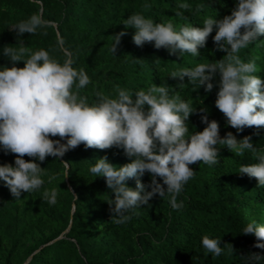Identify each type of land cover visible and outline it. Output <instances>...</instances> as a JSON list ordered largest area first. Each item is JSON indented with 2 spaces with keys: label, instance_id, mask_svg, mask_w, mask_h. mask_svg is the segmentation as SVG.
Here are the masks:
<instances>
[{
  "label": "trees",
  "instance_id": "1",
  "mask_svg": "<svg viewBox=\"0 0 264 264\" xmlns=\"http://www.w3.org/2000/svg\"><path fill=\"white\" fill-rule=\"evenodd\" d=\"M179 3H188L192 8L181 10L183 15L177 17ZM237 3L238 0H0V69L11 66L9 58L3 55L4 48L21 44L33 52L48 51L61 65L70 58L72 67L77 71L83 69L90 78L91 82L79 90L89 105L97 102V92L116 98L117 85L133 94L147 92L153 84L166 85L170 96L178 93L196 109L186 121L190 134L203 131L207 125L201 116L207 115L209 121L218 122L221 138L228 132L238 141L251 136L257 149L256 153L245 150L238 157L226 146L217 144L216 165H190L195 175L177 197V203L183 202L181 209H172L168 196L160 198L157 194L148 205L138 209V216L123 225L111 222L114 193L108 189L105 178L89 171L105 156L116 167L130 163L134 158L127 157L123 149H86L81 144L61 158L36 160L46 173L39 191L22 192L21 200L16 201L0 181V264H256L247 257L251 253L264 256V249L253 246L257 242L254 235L242 233L249 223L264 225V186L257 187L254 177L238 174L241 165L255 164L258 155H264V128L246 127L238 132L227 124L226 117L215 107L219 74L212 81L211 92H205L204 86L193 90L187 77L182 82L170 77L178 68L210 64L226 55L214 44L215 27L205 47L198 49L200 54L194 57L156 49L154 42L137 46L133 41L135 29L124 25L130 15L141 14L154 23L171 21L176 31L183 26L202 28L209 17L222 19L230 15ZM144 4L151 8L142 11ZM198 4L205 5L199 13ZM37 13L55 27L38 29L34 35L24 33L17 41L16 32L10 29ZM43 31L48 34L42 35ZM121 32L125 35L113 53L115 36ZM59 39L64 41L62 48ZM239 55L244 62L255 59L258 71L254 75L264 80V36ZM16 66L23 67V61ZM256 132L260 134L255 135ZM15 158V154H5L0 146V166H14ZM62 162H68L69 168ZM53 174L57 179L48 183V176ZM140 179L147 185L152 177L145 173ZM157 182L162 184L159 177ZM125 183L135 190V178ZM45 188L58 190L56 205L50 206L43 200ZM205 235L220 240L224 250L220 256L206 254L201 242ZM231 246L234 253L229 255L227 249ZM258 264H264V259Z\"/></svg>",
  "mask_w": 264,
  "mask_h": 264
},
{
  "label": "clouds",
  "instance_id": "2",
  "mask_svg": "<svg viewBox=\"0 0 264 264\" xmlns=\"http://www.w3.org/2000/svg\"><path fill=\"white\" fill-rule=\"evenodd\" d=\"M204 7L203 4L196 5V12ZM150 8L149 4L141 5L142 11ZM191 8L188 3H179L175 15L180 17L183 15L181 10L190 11ZM124 25L135 29L133 41L137 46L154 42L156 49H167L173 55L179 51L181 56L189 53L194 57L200 54L198 49L205 47L215 27L214 44L226 55L210 64L178 68L170 73V77L179 78L181 82L187 77L193 90L204 86L205 92H211L212 81L219 74L215 107L226 117L227 124L238 132L246 127L264 128V80L254 75L258 71L255 59L244 62L239 55L242 49L264 36V0H238L230 15L222 19L209 17L203 21L202 28L183 26L176 31L171 21L154 23L141 14L130 15ZM48 27L55 25L37 13L10 30L16 32L19 41L24 33L34 35L38 29ZM47 34V31L42 32V35ZM123 35L125 32L115 36L113 53ZM58 43L62 48L64 41L59 39ZM3 55L9 58L11 66L0 69V146L5 154H15L16 158L14 166H0V181L16 201L21 200L22 192L39 191L45 183L42 177L46 173L36 160L44 162L49 156L61 158L81 144L86 149L116 147L134 159L116 167L105 156L89 171L96 177L105 178L108 189L114 193L110 204L114 205L110 207L111 222L123 225L138 216V209L148 205L157 194L160 198L167 195L172 209H181L183 202L177 203V197L195 175L190 165L200 162L216 165L217 144L226 146L238 157L243 156L245 150L257 152L251 136L238 141L228 132L221 138L218 122L209 121L207 115L201 116L207 125L203 131L190 134L186 121L196 109L178 93L170 96L166 85L153 84L147 92L140 90L134 94L117 85L116 98L97 92V102L89 105L87 97L80 96L79 90L91 82L90 78L83 69L77 71L72 67V59L61 65L48 51L33 52L23 44L5 47ZM20 61H23V67L16 66ZM74 86L76 91H73ZM200 112L206 111L200 109ZM57 136L59 140L50 139ZM62 140L66 143H61ZM25 156L33 159L26 161ZM257 160L255 164L241 165L238 174L254 177L258 181L257 187H261L264 186V155H258ZM62 163L69 168L68 162ZM145 173L152 177L147 185L140 179ZM64 176H68L67 171ZM157 177L162 184L157 182ZM132 178L136 179L135 190L125 183ZM55 179L56 174L48 176V183ZM58 194L56 188H45L42 198L54 206ZM242 233L254 235L257 242L253 246L264 249V225L249 223ZM201 242L206 254L218 257L224 251L218 239L205 235ZM227 251L231 255L234 248L231 246ZM247 259L258 264L264 256L251 253Z\"/></svg>",
  "mask_w": 264,
  "mask_h": 264
}]
</instances>
